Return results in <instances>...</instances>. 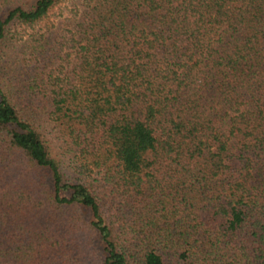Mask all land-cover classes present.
Returning a JSON list of instances; mask_svg holds the SVG:
<instances>
[{
  "label": "trees",
  "instance_id": "obj_1",
  "mask_svg": "<svg viewBox=\"0 0 264 264\" xmlns=\"http://www.w3.org/2000/svg\"><path fill=\"white\" fill-rule=\"evenodd\" d=\"M0 264H264V0H0Z\"/></svg>",
  "mask_w": 264,
  "mask_h": 264
},
{
  "label": "rangeland",
  "instance_id": "obj_2",
  "mask_svg": "<svg viewBox=\"0 0 264 264\" xmlns=\"http://www.w3.org/2000/svg\"><path fill=\"white\" fill-rule=\"evenodd\" d=\"M24 35L27 34V32H29V29L23 30Z\"/></svg>",
  "mask_w": 264,
  "mask_h": 264
}]
</instances>
